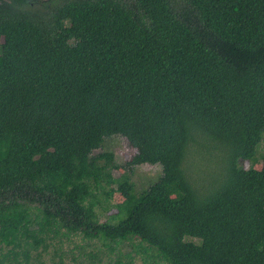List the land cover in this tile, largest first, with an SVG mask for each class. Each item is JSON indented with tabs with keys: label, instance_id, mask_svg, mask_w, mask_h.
<instances>
[{
	"label": "trees",
	"instance_id": "trees-1",
	"mask_svg": "<svg viewBox=\"0 0 264 264\" xmlns=\"http://www.w3.org/2000/svg\"><path fill=\"white\" fill-rule=\"evenodd\" d=\"M263 132L264 0H0V264L62 230L166 264H264V150L238 163ZM113 136L160 172L136 191L125 163L101 222ZM198 147L223 157L207 193Z\"/></svg>",
	"mask_w": 264,
	"mask_h": 264
},
{
	"label": "rangeland",
	"instance_id": "rangeland-1",
	"mask_svg": "<svg viewBox=\"0 0 264 264\" xmlns=\"http://www.w3.org/2000/svg\"><path fill=\"white\" fill-rule=\"evenodd\" d=\"M258 146L259 154L264 150V132ZM103 150L113 152L117 165L112 170V178L105 194L106 201L101 200V206L95 210L101 222L113 221L112 216L116 213L115 205L123 200L122 195L112 188V184L125 170V163H132L136 147L125 137L113 136L105 140ZM204 154V149L198 147L192 150L190 155L191 174L201 193H207L218 185V181L207 182V173L213 166L222 169L223 158L220 153H215L213 161ZM260 155L257 156L258 160L256 161L240 159L238 163L242 168L259 169L261 167ZM159 172L160 168L156 165L134 163L131 181L135 190L140 191L149 181L156 179ZM175 195V192L171 193L172 197ZM30 208L35 212L34 206L30 205ZM134 244H138V241L133 239L115 243L100 237H87L81 232L66 234L62 230L57 234L51 232L45 235L43 243L35 250L30 249L27 262L22 264H127L130 258L131 264H166L155 252L148 251L147 254L137 252L138 249ZM9 258H14V256L9 255ZM118 260L121 262L118 263Z\"/></svg>",
	"mask_w": 264,
	"mask_h": 264
}]
</instances>
